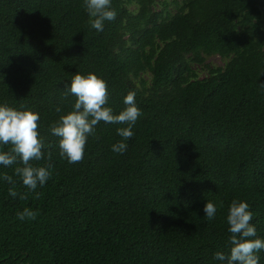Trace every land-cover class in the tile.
Returning a JSON list of instances; mask_svg holds the SVG:
<instances>
[{"label":"trees","instance_id":"16d2710c","mask_svg":"<svg viewBox=\"0 0 264 264\" xmlns=\"http://www.w3.org/2000/svg\"><path fill=\"white\" fill-rule=\"evenodd\" d=\"M111 3L117 17L97 31L84 0H0V104L39 114L44 158L31 163L51 165L35 191L22 164L0 165V264H223L233 199L264 239V0ZM76 72L105 80L114 114L136 92L123 154L111 149L127 125L101 121L81 162L60 156L50 125L72 110ZM25 208L35 220L17 218Z\"/></svg>","mask_w":264,"mask_h":264},{"label":"clouds","instance_id":"9594fccd","mask_svg":"<svg viewBox=\"0 0 264 264\" xmlns=\"http://www.w3.org/2000/svg\"><path fill=\"white\" fill-rule=\"evenodd\" d=\"M84 7L89 15L88 23L97 31H103L105 22L114 21L117 17L111 0H84ZM136 86L139 88L138 83ZM260 86L264 88V83ZM65 90V96L71 94L76 98L72 110L61 115L50 125L51 133L60 138V156L66 158L69 163L81 162L88 137L94 135L95 127L101 121L127 125L117 128V134L123 139L113 144L111 149L115 153L123 154L127 150L124 141L133 138V126L142 115L136 105V92L128 91L124 97L126 107L119 114H114L113 109L107 106V83L95 73L89 72L83 75L76 72L70 86L65 85ZM56 111L60 112L61 109L57 107ZM39 119L38 113L24 105L18 110L7 103L0 104V145H11L9 151H0V165L8 167L18 162L22 164L21 167L15 168V174L30 191H35L38 185L42 187L50 177L48 169L51 165L44 167L34 166L31 163L44 158L42 151L44 142L38 131ZM48 159H51L50 153ZM3 179L13 184L8 191L9 195L16 197L18 193L12 177L5 174ZM39 196L40 193H37L36 198ZM25 198V194H20V199ZM249 209V204L239 199H233L229 206L226 221L231 234L230 253L226 255L223 252H216L214 257L223 264H259L257 253L264 250V239L257 237L256 227L252 223L253 213ZM203 211L211 220L216 215L217 206L207 201ZM36 216L37 213L29 208L17 213V218L20 220H35Z\"/></svg>","mask_w":264,"mask_h":264},{"label":"rangeland","instance_id":"374dc122","mask_svg":"<svg viewBox=\"0 0 264 264\" xmlns=\"http://www.w3.org/2000/svg\"><path fill=\"white\" fill-rule=\"evenodd\" d=\"M161 1H163V0H161ZM167 1L170 2V1H173V0H167ZM208 62H209L211 65L216 66V67H218V66H223V64H224L223 60H222L220 57H218V56H214V57L210 58V59L208 60ZM201 76L203 77V76H205V74L202 73Z\"/></svg>","mask_w":264,"mask_h":264}]
</instances>
